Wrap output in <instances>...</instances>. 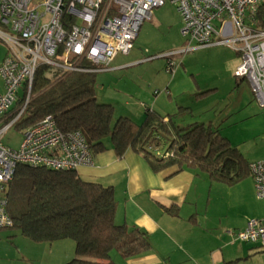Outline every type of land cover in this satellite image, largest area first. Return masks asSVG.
Returning <instances> with one entry per match:
<instances>
[{
    "label": "built area",
    "instance_id": "built-area-1",
    "mask_svg": "<svg viewBox=\"0 0 264 264\" xmlns=\"http://www.w3.org/2000/svg\"><path fill=\"white\" fill-rule=\"evenodd\" d=\"M166 1L181 17L180 35L188 46L226 44L238 53L241 63L234 76L249 83L264 108V29L255 20L264 0H0V28L10 34L0 31L9 49L0 64L4 85L0 94V229L12 225L4 192L17 165L76 171L93 163L82 134L62 133L51 116L25 128L18 149L4 146L2 135L25 109L24 103L11 111L22 87L26 84L29 94L41 65L63 74L106 70L117 55L129 54L144 21ZM64 16L72 23L66 26ZM172 65L168 60L167 71ZM248 169L256 198L264 200V161L250 163ZM234 236L264 250V222L260 220H249Z\"/></svg>",
    "mask_w": 264,
    "mask_h": 264
},
{
    "label": "trees",
    "instance_id": "trees-1",
    "mask_svg": "<svg viewBox=\"0 0 264 264\" xmlns=\"http://www.w3.org/2000/svg\"><path fill=\"white\" fill-rule=\"evenodd\" d=\"M263 4L255 19L261 29L264 19L259 10ZM62 21L66 26L72 23L66 16ZM95 76L96 72L63 74L39 66L29 101L14 126L24 130L51 116L62 133L80 132L92 154L104 151L110 143L119 156L130 148L155 172L174 169L177 174L186 169L228 186L249 176V163L242 154L203 123L183 128L171 115L160 117L150 110L140 125L126 117L114 120V108L95 99ZM26 93L25 84L11 111L25 103ZM4 196L12 221L7 229L34 244L73 241L74 258L65 264H115L111 261L113 251L128 259L151 249L144 231L115 223L117 202L112 187L85 181L76 171L19 164Z\"/></svg>",
    "mask_w": 264,
    "mask_h": 264
},
{
    "label": "crops",
    "instance_id": "crops-1",
    "mask_svg": "<svg viewBox=\"0 0 264 264\" xmlns=\"http://www.w3.org/2000/svg\"><path fill=\"white\" fill-rule=\"evenodd\" d=\"M259 11L264 19V4ZM129 54L117 55L106 70L135 66V59H124ZM175 54L172 58L182 55ZM141 82V92H146L144 87L157 85L155 79L141 78ZM151 94L156 97L152 112L160 117L171 115L160 113L165 101L159 91ZM251 96L231 108L230 133L223 136L249 164L264 161V109L257 107ZM76 172L85 181L112 187L117 202L116 224L138 228L148 235V252L128 259L120 257L117 264H264V250L234 236L249 220L264 222V200L256 198L250 173L228 186L186 169L177 174L174 169L155 172L130 148L119 156L110 143L104 151L93 154L92 165L79 167ZM74 253L71 240L34 244L15 231L0 233V264H65Z\"/></svg>",
    "mask_w": 264,
    "mask_h": 264
},
{
    "label": "rangeland",
    "instance_id": "rangeland-1",
    "mask_svg": "<svg viewBox=\"0 0 264 264\" xmlns=\"http://www.w3.org/2000/svg\"><path fill=\"white\" fill-rule=\"evenodd\" d=\"M181 27L180 16L168 1L154 8L150 19L144 21L140 27L130 57L124 58L135 59L136 65L118 71H97L93 87L95 99L100 104L114 108V120L126 117L140 125L146 118L147 110L152 111L156 97L151 92L157 90L165 101L164 106L159 109L160 113L171 114L174 122L181 127L187 128L195 122L207 126L209 122H213L210 125L213 130L219 129L222 137L228 136L231 108L239 105L237 102L245 100L248 94L253 95L246 80L239 79L236 83L234 78L241 57L226 44L188 46V42L180 37ZM0 31L10 36L6 30L0 28ZM8 53L7 43L0 38V64ZM172 53L182 55L165 58ZM121 57L127 56L119 54L117 58ZM168 60L173 64L171 71H167ZM141 78L145 81L155 79L156 86H151V89L144 87L149 97H142L146 92L140 90ZM161 82L162 85L158 86ZM3 90V79L0 75V94ZM251 97V101L259 107L254 95ZM29 98L30 92L26 93L25 106ZM179 107L188 110H180ZM22 131L12 126L2 135L1 142L8 148L18 149ZM14 231L5 229L0 230V233ZM46 250H49L48 246ZM119 259L120 256L113 251L111 261L117 264Z\"/></svg>",
    "mask_w": 264,
    "mask_h": 264
}]
</instances>
